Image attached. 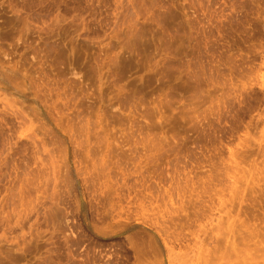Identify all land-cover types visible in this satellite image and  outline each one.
<instances>
[{"label":"rangeland","instance_id":"obj_1","mask_svg":"<svg viewBox=\"0 0 264 264\" xmlns=\"http://www.w3.org/2000/svg\"><path fill=\"white\" fill-rule=\"evenodd\" d=\"M0 264H264V0H0Z\"/></svg>","mask_w":264,"mask_h":264}]
</instances>
